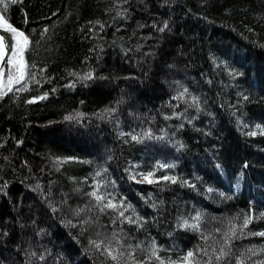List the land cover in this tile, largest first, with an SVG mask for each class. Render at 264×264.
I'll return each mask as SVG.
<instances>
[{"label":"trees","instance_id":"1","mask_svg":"<svg viewBox=\"0 0 264 264\" xmlns=\"http://www.w3.org/2000/svg\"><path fill=\"white\" fill-rule=\"evenodd\" d=\"M4 3L0 264H264V0Z\"/></svg>","mask_w":264,"mask_h":264},{"label":"snow or ice","instance_id":"2","mask_svg":"<svg viewBox=\"0 0 264 264\" xmlns=\"http://www.w3.org/2000/svg\"><path fill=\"white\" fill-rule=\"evenodd\" d=\"M11 2L15 3L17 2V0H11ZM0 3L3 4V7L6 10L8 7V4L4 3V0H0ZM0 26H2L5 31H10L12 33V39L15 40V44H12L11 47L7 49V51L11 52V55L8 56L7 61H5L6 40H5V37L0 36V65L11 64L14 68H16L17 71L19 72V76L15 77V82L19 83L24 78V72L26 68V65L24 63V53L26 51L29 41L23 32H20L16 28L12 27L10 24H7V22L5 21L2 15H0ZM2 75H3V72L0 71V76ZM86 78H91L90 74ZM13 79L14 77L12 75V72L11 70H9L8 72L9 83H12ZM29 102L31 103L32 101H29ZM68 119H71V117H68ZM93 195H95V193H93ZM108 206L112 207L113 205L109 204ZM247 223H248V220L246 219L245 226H247ZM258 235L264 236V233H259ZM97 247H99V245H97ZM109 255H111V252H109ZM226 255H228V253L225 252L223 248H221L220 253L219 255H217L216 259L219 260ZM193 256H194V253L189 251L185 256L181 258L180 264H191V258ZM113 259H115V257H113ZM161 264H163V261H161ZM237 264H241V262L238 261Z\"/></svg>","mask_w":264,"mask_h":264},{"label":"water","instance_id":"3","mask_svg":"<svg viewBox=\"0 0 264 264\" xmlns=\"http://www.w3.org/2000/svg\"><path fill=\"white\" fill-rule=\"evenodd\" d=\"M0 36L5 37V35L1 31H0ZM5 40H6V55H5V61H7L8 56L10 55V51H7V49L10 48V44H9V41L7 40L6 37H5ZM6 65L7 64L0 65V71L3 72V75H4V70L6 68ZM3 75L1 76V82L3 80Z\"/></svg>","mask_w":264,"mask_h":264},{"label":"rangeland","instance_id":"4","mask_svg":"<svg viewBox=\"0 0 264 264\" xmlns=\"http://www.w3.org/2000/svg\"><path fill=\"white\" fill-rule=\"evenodd\" d=\"M0 29L4 30V28L2 26H0ZM13 44H15V40H13ZM10 55H11V52H10ZM24 63H25V61H24ZM16 72H17V75L19 76V72L17 71V69H16ZM138 181H140V182H148V180L147 179H144V178H139Z\"/></svg>","mask_w":264,"mask_h":264},{"label":"bare ground","instance_id":"5","mask_svg":"<svg viewBox=\"0 0 264 264\" xmlns=\"http://www.w3.org/2000/svg\"><path fill=\"white\" fill-rule=\"evenodd\" d=\"M1 85H2V82H1V76H0V87H1Z\"/></svg>","mask_w":264,"mask_h":264}]
</instances>
